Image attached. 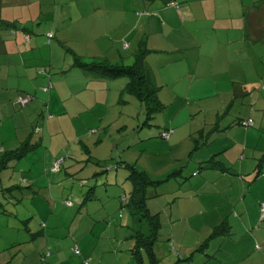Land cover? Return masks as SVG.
<instances>
[{"label":"rangeland","instance_id":"1","mask_svg":"<svg viewBox=\"0 0 264 264\" xmlns=\"http://www.w3.org/2000/svg\"><path fill=\"white\" fill-rule=\"evenodd\" d=\"M171 27L170 35L178 39L182 29ZM235 46H241L243 52H233L229 63L218 71L221 61L200 58L194 55L195 49L165 52L160 46H146L152 52L146 57V65L154 74L161 105L149 125L144 124L145 107L124 93L121 86L126 79L108 81L116 88L81 94L80 88L68 80H59V69L46 66L49 79L47 75L44 86L51 89L59 82L57 97L49 102L32 100L23 108L7 105L4 117L10 116L0 127V161L5 152H16L24 144L28 148L22 157L7 161L0 170V264H43L42 247L34 246L25 228L28 223L40 228L41 219L34 215L43 207L48 214L54 204L58 222H65L67 216L58 213L64 211V202L75 204L77 193L88 194L96 183L97 194L83 199L86 204L100 208L104 189H114L117 195L109 197L121 207V198L130 197L132 185L123 168L118 169L117 182L113 169L106 171V165L114 166L116 161L135 165L152 181L176 172L175 178L149 189L146 206L152 214L159 213L161 226L153 258L142 251V264H264V42L252 48L246 42ZM56 50L60 58L69 60L61 48ZM130 52L123 55V65L133 62ZM76 89L77 98L71 96ZM95 101L100 103L86 111L85 107ZM164 129L173 130L169 140L158 135ZM245 135H249L247 139ZM14 137L16 143L15 139L5 142ZM46 146L59 152L46 172L40 173L28 159H36ZM89 157L100 162L92 164ZM209 160L223 164L233 173L232 179L220 182L221 170L207 167L205 162ZM55 161L60 162L59 168L51 172ZM30 167L40 179L38 186L45 189L31 186ZM203 174L206 185L202 191L208 196L203 200L207 204L204 209L210 210L189 214L186 224L175 218L180 199L174 197L180 196L195 176ZM106 175L112 177L107 183ZM236 178L239 181H234ZM10 187L18 188L5 192ZM51 188L57 194L52 198L46 195ZM115 208L116 215L110 218L115 223L100 237L99 252L105 263L119 258L125 264H138L131 255L133 241L129 236L135 232L148 235V222L138 221L128 209ZM63 253L79 258L72 250Z\"/></svg>","mask_w":264,"mask_h":264},{"label":"crops","instance_id":"2","mask_svg":"<svg viewBox=\"0 0 264 264\" xmlns=\"http://www.w3.org/2000/svg\"><path fill=\"white\" fill-rule=\"evenodd\" d=\"M169 1L177 2L178 7L166 6ZM11 24L28 28L30 31L28 41H25L20 32L13 34L5 27ZM171 26L182 29V34L177 36L178 39L170 35ZM48 34L52 35L50 40L47 38ZM171 39H175V42H171ZM53 40L56 44H52ZM141 41L150 49L160 46L166 50L165 52L195 49L197 52L194 55L200 58L211 57L221 61V66L216 70H222L225 64L229 63V57L233 52V55L243 52L241 46L237 47L235 44L246 42L252 45V48L264 42V0H0V127L3 119L10 116L4 117L7 105L19 107L16 102L20 96L29 95L32 103L35 100L37 103L42 100L49 102L54 96L57 97L61 87L59 82L53 86L51 84V89L44 86L47 75L49 79L46 66L53 68L52 70L59 69V80L62 82L68 80L80 88L79 90L83 92L81 94L92 95L99 89L102 91L105 87L111 88L112 85L108 82L110 80L97 79L78 69L70 68L72 57L66 53L70 56L69 60L66 56L60 58L56 54L58 47L64 52L65 47L69 48L84 60L95 58L107 59L111 63H123L125 52L131 51V54ZM186 43L192 47H187ZM125 44L127 48H124ZM124 85L122 84V89ZM40 87L43 89L39 90ZM78 93L76 89L71 96L77 98ZM99 103L100 101H95L86 106V111L89 112L93 104ZM26 134L27 132L24 135ZM248 136L245 135L246 139ZM14 139L15 137L8 138L5 142H12ZM40 151L41 155H36V159H28V163L38 167V172L45 173L57 159L59 151L51 149V146L41 148ZM91 161L96 160L91 158ZM29 170L30 174L32 173L31 186L35 185L37 189H42L43 187L38 186L40 179L33 175L31 167ZM118 175L117 172L114 174L116 182ZM218 175L220 182L233 177V173L229 171ZM106 176L107 183L112 177ZM236 176L237 174H234V177ZM195 178V181H189L180 196L174 197L180 199L175 218L186 224L190 219L189 214L205 212L204 208L207 205L203 201L204 197H208L207 193L202 191L206 185L205 174L197 175ZM238 179L234 181H239ZM41 180L44 182V178ZM97 185V183L94 185L93 193L89 188L91 194L96 193ZM104 191L105 194L102 196L105 200L100 208H91L89 206L91 204L85 203L83 196L87 194L77 193L75 204L68 200L70 206H67L65 201L64 211L58 212L67 216L65 222H58L55 213L57 207L54 204L49 206L48 214L44 212L46 208L43 207L41 213L34 215L41 219L40 228L35 229V225L30 223L25 228L27 237L34 241V246L42 247L40 252L43 264L46 262L85 264L86 260H90L87 264H125L124 261L120 262L119 258H113L111 262L105 263L99 252L100 237L103 238L104 233L115 223L110 222V218L116 215L115 207H118L117 211L121 209L113 198L117 195L116 191L114 189ZM46 195L51 198L53 195L57 196L53 188L48 189ZM216 207L217 205L213 209ZM169 215L173 217L172 210ZM122 227H125V224ZM75 247L79 250V255L74 253ZM69 250L79 258H72L63 253ZM45 254H48V258H45Z\"/></svg>","mask_w":264,"mask_h":264},{"label":"trees","instance_id":"3","mask_svg":"<svg viewBox=\"0 0 264 264\" xmlns=\"http://www.w3.org/2000/svg\"><path fill=\"white\" fill-rule=\"evenodd\" d=\"M170 3H173L175 5L174 8L178 7L179 5L175 1H169L167 2L166 6L170 7ZM5 27H7L8 30L13 34L20 32L25 41H28L30 33L28 28L18 27L14 24ZM47 38L50 40L52 38V35L48 34ZM124 48H127L126 44ZM64 50L72 57V64L70 68L78 69L83 73L94 76L97 79H126L127 82L124 85L123 91L124 93L134 96L145 107L146 121L144 124L149 125L148 123L152 120L153 113L155 111H158L161 108V105L157 98V87L153 74L146 65V57L152 52L146 48V44L144 41L139 42L135 51H132V53L130 54L133 58V62L130 65H123V63H111L107 59L92 58L89 60H84L80 56L76 55L71 49L65 47ZM169 131L170 129H164L160 131L158 135L164 140H169L170 136L167 139L162 137L163 133ZM171 131V134H173V130ZM26 151H28V148L26 144H24L23 146L21 145V147H19L16 152H5L6 155L0 161V170L4 167L3 165H5L7 161L10 162L14 161V159H19L20 156L22 157ZM88 161H91L90 157L88 158ZM91 162L97 165L100 161ZM205 163L206 166L211 169L217 168L221 170V172H228L227 169L223 168L222 164H220L219 162L216 164L213 160H209ZM260 166L257 164V168L260 169ZM119 168H123L127 172V180L132 185L130 197L127 199L126 196H122L121 198L120 210L128 209L131 213L130 215H132L135 219L138 218V221L146 220L149 225L148 235H144L141 232H135L133 235L129 236V238L133 241L131 255L138 264H142V251H146L148 255L152 256L153 258V246L158 239V233L161 226L158 214H152L146 206L149 189H151L152 187L157 188L158 186L168 182L172 177L175 176L176 172L168 175L167 178L163 180L152 181L144 171L138 170L133 164L116 161L114 163V166L106 165V171L113 169V171L116 173L118 172ZM17 188L18 187H10L5 189V192H11ZM92 189L93 187L90 189V191H92ZM90 191L88 192L84 200H87L88 196L92 195ZM220 232L221 230L214 231L215 234ZM206 244L207 243L205 242L204 246H201V248H204ZM152 260L155 261V259Z\"/></svg>","mask_w":264,"mask_h":264},{"label":"built area","instance_id":"4","mask_svg":"<svg viewBox=\"0 0 264 264\" xmlns=\"http://www.w3.org/2000/svg\"><path fill=\"white\" fill-rule=\"evenodd\" d=\"M169 6H170V7H174L175 5H174L173 3H170ZM29 101H30V97H29L28 95H25V96H22V97L20 96V97L17 99L16 104H17L18 106H20V107H23V106L27 105V104L29 103ZM171 133H172L171 130H170L169 132L163 133V134H162V137L165 138V139H167V138L171 135ZM59 163H60V162L55 161V162L53 163V165L51 166L50 171L53 172V171L57 170V169L59 168ZM65 204H66L67 206H70V205H71V203L68 202V201L65 202ZM261 210L264 211V205L261 207ZM73 251H74V253H75L76 255H79V250H78L76 247L73 249ZM85 264H87V262H85Z\"/></svg>","mask_w":264,"mask_h":264}]
</instances>
